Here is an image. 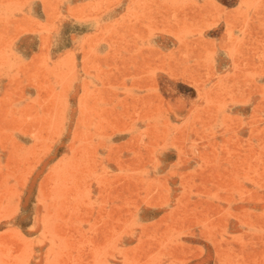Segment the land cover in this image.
I'll return each instance as SVG.
<instances>
[{
	"label": "rangeland",
	"instance_id": "374dc122",
	"mask_svg": "<svg viewBox=\"0 0 264 264\" xmlns=\"http://www.w3.org/2000/svg\"><path fill=\"white\" fill-rule=\"evenodd\" d=\"M0 264H264V0H0Z\"/></svg>",
	"mask_w": 264,
	"mask_h": 264
}]
</instances>
